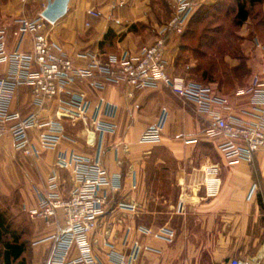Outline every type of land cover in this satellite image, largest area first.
<instances>
[{
	"label": "crops",
	"instance_id": "obj_1",
	"mask_svg": "<svg viewBox=\"0 0 264 264\" xmlns=\"http://www.w3.org/2000/svg\"><path fill=\"white\" fill-rule=\"evenodd\" d=\"M51 1L55 0H0V31L5 32L9 52L31 50L29 35L23 39L14 36L17 21L37 18ZM162 3L175 10L174 0H70L67 14L48 24L46 32L56 51L72 58L77 67L88 65L78 55L89 52L105 60L136 57L144 46L156 41L173 17L171 11L166 18L161 14ZM89 11L99 16L93 17ZM110 30L116 38L102 47ZM250 32L245 28L241 34L247 65L254 71L244 87L264 71L260 43L254 45L246 38ZM178 39L168 37V72L195 82L191 70L198 61L182 49ZM226 60L233 68L240 65L235 58ZM8 70L9 65H1L0 75ZM98 82L102 84V79ZM131 92L126 85L106 84L95 89L91 81L74 79L66 94L39 110L30 87L16 91L11 112L24 117L36 113L41 122L59 121L65 136L56 149L44 151L36 159L16 152L10 137L0 138V213L27 244L26 264H44L55 250L52 237L63 224L62 216L48 226L42 220H31L28 212L38 207L52 178H56L61 197L69 198L74 188L72 176L56 167V159L60 152L72 151L99 158L118 187L117 192L108 190L106 213L91 237L97 264H116L113 255L130 254L136 243L139 250L134 264H229L232 260L264 264V207L256 197L247 200L251 187L264 183V152L253 165H231L216 144L203 137L209 118L197 114L192 103L161 86L134 92L132 97ZM78 93L86 94L91 102L90 120L101 98L115 106L111 121L117 126L115 133L93 136L90 124L59 115L70 109V97ZM247 107L246 98L233 99L231 114L246 119ZM163 109L167 118L160 141L141 142L142 135L158 124ZM29 134L38 144L40 131L32 129ZM162 227L175 233L172 243L141 232Z\"/></svg>",
	"mask_w": 264,
	"mask_h": 264
},
{
	"label": "built area",
	"instance_id": "obj_2",
	"mask_svg": "<svg viewBox=\"0 0 264 264\" xmlns=\"http://www.w3.org/2000/svg\"><path fill=\"white\" fill-rule=\"evenodd\" d=\"M174 3V15L160 37L153 45L144 46L138 56L123 55L105 60L96 53L79 54L78 59L88 61L86 67H77L72 58L56 51L46 32L50 22L42 15L35 19L21 18L17 21L18 28L14 36L17 39L27 35L31 37L29 52H21L19 49L9 52L5 32L0 31V66L9 65L7 74L0 75V138L10 137L16 152L26 158L36 159L44 151L56 149L65 137L63 125L59 121L41 122L36 113L24 117L19 112L10 111L15 93L20 87L32 89L34 104L40 110L66 94L74 79L80 82L91 81L95 89H103L106 84L126 85L132 90L131 97L134 92L161 86L180 99L192 103L197 114L209 118L203 137L216 144L219 153L229 164L244 162L253 165L256 156L264 152V71L256 75L248 87L228 95H221L213 86L172 76L168 72V37H180L185 33L200 2L174 0ZM88 14L99 16L95 11H89ZM259 48L264 51L261 45ZM100 78L102 84L98 82ZM243 98L248 101L246 119L231 114L233 99ZM69 107L59 115L80 120L85 125L90 124V134L93 136L95 133L104 135L116 132L117 126L111 122L115 117V106L107 103L104 98L100 99L95 108L92 120L88 116L91 102L86 94L72 95ZM216 107L228 113L223 115ZM166 118L167 110L163 109L160 121L142 135L141 142H159ZM32 129L40 131L38 144L30 137ZM56 167L71 173L74 188L69 198L61 197L56 178H52L38 207L28 212L31 220H42L48 226L56 223L58 215L63 219L61 228L52 237L55 250L51 259L44 264H97L91 237L106 213L108 190L117 192L118 187L99 158L90 159L74 151L60 152ZM258 190L259 185L254 184L247 200L254 199ZM180 208L178 206V210ZM141 232L168 243L175 240V233L168 227L157 231L141 229ZM138 250L139 244L136 243L130 254L113 255L116 264H134ZM229 264L252 263L232 260Z\"/></svg>",
	"mask_w": 264,
	"mask_h": 264
},
{
	"label": "rangeland",
	"instance_id": "obj_3",
	"mask_svg": "<svg viewBox=\"0 0 264 264\" xmlns=\"http://www.w3.org/2000/svg\"><path fill=\"white\" fill-rule=\"evenodd\" d=\"M199 2H200L199 7L192 16L190 20V24L188 26V29L191 28L197 31V36L195 40L190 42H192V45L194 46L197 44V41L200 38V36L205 35V33H212L213 31L216 30L218 33H221L220 34L221 37L219 38L221 41L220 43L222 45L223 52L218 56H220L221 61L224 60V62L223 63L219 62V67L216 68V71L217 73L219 72L218 75L220 76V78L223 79L226 78V74H224L225 71H233L232 77H234L236 85L235 88L233 89H223V90L219 89V90L223 93H230L239 87H244L246 85V82L253 77L254 71L252 67H248L247 65V61H246L247 57L242 50L245 39L241 34L245 30V28L247 30H250L251 31L250 33L252 35H248L246 36V38L251 40L252 44L255 45L257 42H259L260 45L264 47V25L262 26L264 22V4L256 5L255 7L252 8L251 6L248 5L249 6L248 8L250 9V18L245 23L239 26L236 20L237 5H238L237 0H216L215 2H205V0H199ZM160 9H161V14L165 18L168 15H170V11L172 10L167 5H163V3ZM174 11L175 10H173V12L171 11V14L174 15ZM183 35L177 37L179 38L178 40L179 43L181 44L183 43L182 40ZM159 37L160 36H158V38ZM189 40H192V38L190 37ZM206 43H209V41H206ZM260 50L264 54V51L262 49ZM190 55L193 56L192 54ZM221 55H223V57H221ZM227 58H233V59L235 58L239 60L240 65L234 67L233 69V67L230 66L229 63L227 62L226 60ZM217 73L216 75H214V77H216L217 80H215V82L212 83L216 87L218 86L219 83L218 82L219 77L217 76ZM192 80L200 82L195 77L192 78ZM200 83L204 84L207 82H200ZM218 88L220 87L218 86ZM258 192L259 193H257L256 202L264 207V183L259 185Z\"/></svg>",
	"mask_w": 264,
	"mask_h": 264
},
{
	"label": "trees",
	"instance_id": "obj_4",
	"mask_svg": "<svg viewBox=\"0 0 264 264\" xmlns=\"http://www.w3.org/2000/svg\"><path fill=\"white\" fill-rule=\"evenodd\" d=\"M237 2L238 5L236 20L239 26L250 18V9L248 8L249 6L252 8L256 5L264 4V0H237ZM263 25L264 22L262 26ZM188 26L183 35L182 49L189 50L193 57L198 61V65L191 70V78L195 77L200 82H207L203 84L194 80L196 83L201 85L213 86L217 91L235 88L236 83L234 77H232L233 71H225V79L220 78L218 75L219 72L217 73L216 71V68L219 67V62H224V60L221 61L220 56H218L223 52L219 38L221 37V33H218L217 30L213 31L212 33H205V35L200 36L197 44L193 46L192 42L190 41L196 39L197 31L191 28L188 29ZM190 37L192 40H189ZM115 38L116 35L112 30H110L105 35L104 41H102V47L107 42L111 44ZM206 41H209V43H206ZM221 57H223V55H221ZM216 73L219 77L218 86L220 88L212 84L215 82V80H217L216 77H214ZM26 251L27 244L21 241L20 231L14 228L12 224H8L6 219L0 213V264H26L25 259L23 258Z\"/></svg>",
	"mask_w": 264,
	"mask_h": 264
},
{
	"label": "water",
	"instance_id": "obj_5",
	"mask_svg": "<svg viewBox=\"0 0 264 264\" xmlns=\"http://www.w3.org/2000/svg\"><path fill=\"white\" fill-rule=\"evenodd\" d=\"M70 0H55L48 4L42 16L50 23H56L62 19L68 12V4Z\"/></svg>",
	"mask_w": 264,
	"mask_h": 264
}]
</instances>
